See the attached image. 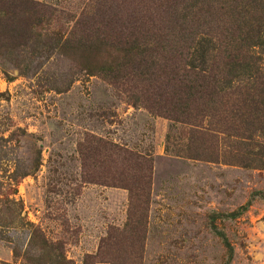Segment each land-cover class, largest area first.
I'll return each mask as SVG.
<instances>
[{
	"label": "rangeland",
	"instance_id": "obj_1",
	"mask_svg": "<svg viewBox=\"0 0 264 264\" xmlns=\"http://www.w3.org/2000/svg\"><path fill=\"white\" fill-rule=\"evenodd\" d=\"M229 3L219 27L251 30L264 70V2ZM143 6L0 0V264H264V130L234 139L217 110L195 132L149 107L118 43H70Z\"/></svg>",
	"mask_w": 264,
	"mask_h": 264
},
{
	"label": "trees",
	"instance_id": "obj_2",
	"mask_svg": "<svg viewBox=\"0 0 264 264\" xmlns=\"http://www.w3.org/2000/svg\"><path fill=\"white\" fill-rule=\"evenodd\" d=\"M149 1L151 6L132 10L121 21L85 17L79 22V37L70 43L83 48L101 47L109 39L118 43L133 62L126 66L127 77L135 75L157 89L151 109L193 125L200 134L207 130L204 121L213 118V111L223 110L224 131L237 140H253L256 131L264 130V70L252 52L254 34L247 31L244 44L234 43L218 25L223 6L230 1L227 7L234 11L240 0ZM157 73L159 78H154ZM124 77L119 74L113 81ZM221 97L226 102L216 99ZM262 154L264 147L256 155ZM128 159L136 169L143 165L139 157ZM257 161L255 166L264 167V160Z\"/></svg>",
	"mask_w": 264,
	"mask_h": 264
}]
</instances>
